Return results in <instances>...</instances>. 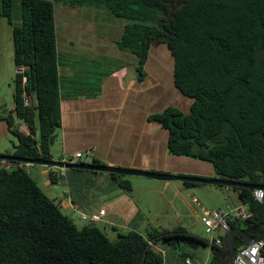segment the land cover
Segmentation results:
<instances>
[{
	"label": "trees",
	"instance_id": "obj_1",
	"mask_svg": "<svg viewBox=\"0 0 264 264\" xmlns=\"http://www.w3.org/2000/svg\"><path fill=\"white\" fill-rule=\"evenodd\" d=\"M55 2L131 20L118 46L136 57L141 79L152 45H166L175 89L193 101L189 113L167 107L150 116L169 133V155L210 163L219 179L264 186V0H0V28L6 18L15 65L25 68L15 79L14 114L6 118L18 143L4 155L52 160L62 125ZM232 189L248 217H229L230 227L261 235L264 203L253 190ZM159 244L179 251L184 264L202 247H211V264L224 255L182 226L112 240L95 224L78 227L26 168L0 170V264H167ZM246 245L236 238L237 250Z\"/></svg>",
	"mask_w": 264,
	"mask_h": 264
},
{
	"label": "crops",
	"instance_id": "obj_2",
	"mask_svg": "<svg viewBox=\"0 0 264 264\" xmlns=\"http://www.w3.org/2000/svg\"><path fill=\"white\" fill-rule=\"evenodd\" d=\"M125 26L126 24L123 29ZM59 41L60 37L58 38L57 33L61 59L59 73L62 125L57 131L55 140L58 155L54 157L51 148L52 160H59L64 154L82 153V158L76 163H93L94 160H98L104 166L117 168L217 178L214 175L215 169L210 163L169 155L168 131L150 121L151 114L161 112L167 107H176L184 111L181 100L186 98L175 89L173 69H168L170 78L162 76L153 78L147 72V63L146 77L141 79L136 57L133 54L128 56L127 53L122 55L123 59L117 68L107 73L89 71L88 68L76 69L69 65V62L64 63ZM67 46L69 48L67 56L73 58L75 55L71 50V47L74 48L73 41ZM106 58H111V55L107 54ZM164 71L167 70L164 69ZM187 99L190 101V98ZM192 103L193 101L189 106V111H184L185 113L190 112ZM14 111V102L10 108L7 104L0 103V116L2 117L0 140L7 138L14 142L10 137L11 130L6 120L12 113L14 114ZM15 125H18L17 119ZM4 149L6 145L3 146L0 143V150ZM6 153L0 151V155ZM84 155L89 161H81ZM29 174L41 189V185L45 186L50 194L54 188L53 184L60 180L56 178V182L53 181L49 171L48 175L46 170L40 167L33 168ZM125 177L131 176H123L120 180H116L112 174L68 170L67 176L61 179L68 190L59 204L61 208L64 207L68 215L65 214L72 220L74 214L79 217L82 213L92 215L103 209L106 214L102 221L95 224L96 226L110 230L121 228L127 232L136 231L143 235L148 234L154 228L143 229L145 214L130 196V191L119 184L120 181H126L130 183L132 189L137 187L133 180ZM234 196L236 198L234 203H228L233 206L241 205L236 193ZM192 201L197 207L201 204L196 198ZM200 210V213L196 215L198 219L205 210L202 204ZM219 234L223 237L226 235L225 232ZM206 248H208L211 264L212 249L211 247ZM156 249L163 252L167 264H184L180 259L179 251L161 245ZM195 251L198 252V250Z\"/></svg>",
	"mask_w": 264,
	"mask_h": 264
},
{
	"label": "rangeland",
	"instance_id": "obj_3",
	"mask_svg": "<svg viewBox=\"0 0 264 264\" xmlns=\"http://www.w3.org/2000/svg\"><path fill=\"white\" fill-rule=\"evenodd\" d=\"M55 12L56 30L58 38L60 37L59 45L63 60H65L64 63L68 64L67 62H69V65L76 69L88 68L89 71L107 73L117 68V65L123 59V54L127 53L128 56L131 54L121 50L118 46L121 34L124 32L123 26L131 23V20L112 16L104 8L71 6L58 2H55ZM15 15H18L16 10ZM12 32L13 27L4 18L0 28V103L2 105L7 104L9 108L13 105L15 79L18 73L14 62ZM72 41L74 48L70 47L75 55L73 58H69L67 56V50H69L67 44L70 45ZM65 44L66 47H64ZM107 54H110L111 58H106ZM147 63V72L153 78H160L161 76L170 78L168 69H174V59L166 45L153 44ZM164 69L167 71H164ZM162 73L163 75H161ZM191 102V100L188 101L182 98L181 103L184 111H189ZM16 127L23 132L25 131L24 123L21 120H18ZM10 137L14 142L7 138L0 140L3 146L6 145V149L0 150L1 152L11 153L14 150V144L18 143V139L14 133H11ZM56 144L52 146L54 157L58 155ZM85 156L81 161H89ZM38 166L29 165L26 169L29 172L33 168L40 167L44 168L47 174L51 169L47 166ZM214 175L217 177L216 179H219L216 173ZM188 177L198 178L199 176L189 175ZM125 178L133 180L135 185L139 187L131 188L130 196L139 204L146 216L143 229L150 227L154 228V230H172L182 226L191 234L208 239L203 224H201L200 219L196 218L197 213L199 214L201 211L200 205L202 204L205 207V210L201 213L202 216L205 211L225 208L228 202L234 203L236 199L234 198L235 191L232 188L201 184L189 185L181 181L166 183L139 176ZM41 187L49 198L58 203L68 190L61 179L53 184L52 194L46 190L45 186L41 185ZM193 198H196L197 202L201 203L198 207L192 201ZM62 209L63 213H66L64 207ZM66 214L68 215V213ZM72 218L78 227H83L87 224L86 221L82 220L81 215L79 217V215L74 214ZM99 227L112 240H116L122 232H127L121 228L110 230L102 226ZM143 229L141 230L145 231ZM194 252L196 253L195 260L199 264H210L208 248L202 247L198 252Z\"/></svg>",
	"mask_w": 264,
	"mask_h": 264
},
{
	"label": "built area",
	"instance_id": "obj_4",
	"mask_svg": "<svg viewBox=\"0 0 264 264\" xmlns=\"http://www.w3.org/2000/svg\"><path fill=\"white\" fill-rule=\"evenodd\" d=\"M25 68L20 67L17 68V72L23 73ZM26 104L28 101L26 100ZM25 133H29L28 127L24 124ZM27 128V130H26ZM91 154V153H90ZM83 156L82 153L75 154H64L59 160L64 164H78L76 161L81 159ZM28 163L24 162H16L10 160H0V170H13L16 168H27ZM49 174L52 178L63 179L67 176V169L59 168V167H50ZM254 198L263 203L264 201V191L262 190H253ZM106 211L101 209L98 213L88 215L85 213L81 214L82 220L96 224L102 221V218L105 216ZM229 217H236L238 219H246L248 217V212L246 205L241 204L239 206H233L227 203L225 208L213 210V211H205L200 217V221L203 224L206 233L208 235V243L210 246H216L218 248L224 249V239L223 236L220 235V232L227 233L231 227L228 223ZM264 248V240L250 243L246 246H242L238 251L237 255L232 264H264V256L262 254V249ZM186 264H199L194 260H187ZM206 264V263H203Z\"/></svg>",
	"mask_w": 264,
	"mask_h": 264
},
{
	"label": "water",
	"instance_id": "obj_5",
	"mask_svg": "<svg viewBox=\"0 0 264 264\" xmlns=\"http://www.w3.org/2000/svg\"><path fill=\"white\" fill-rule=\"evenodd\" d=\"M0 160H10L16 162H24L31 165H41L47 167H59L65 168L67 170H84L91 171L96 173H107V174H116L119 176H139L150 178L162 182H172V181H181L191 184H201V185H212V186H223L227 188H244L249 190H262L264 191L263 185H252L246 183H239L234 181H229L226 179H212V178H197V177H188L182 175H172V174H162L155 172H148L143 170H134L127 168H117L104 165H96L94 163H78V164H64L55 160H31L15 157L12 155H0ZM264 203V201H263ZM242 238L244 244L256 243L264 240V232L257 236L252 237L247 231L241 228H231L224 237L225 248L223 249L224 255L220 257L215 264H232L236 255V238Z\"/></svg>",
	"mask_w": 264,
	"mask_h": 264
}]
</instances>
